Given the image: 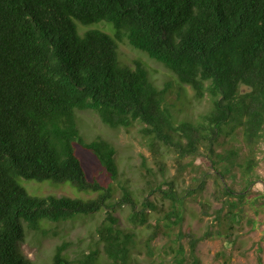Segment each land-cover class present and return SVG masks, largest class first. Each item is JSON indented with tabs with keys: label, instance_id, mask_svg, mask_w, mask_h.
Wrapping results in <instances>:
<instances>
[{
	"label": "trees",
	"instance_id": "1",
	"mask_svg": "<svg viewBox=\"0 0 264 264\" xmlns=\"http://www.w3.org/2000/svg\"><path fill=\"white\" fill-rule=\"evenodd\" d=\"M101 20L112 23L113 35L101 28L78 32V22ZM124 39L163 63L170 77L158 84L140 57L122 63L118 43ZM183 84L197 101L208 100L196 117L185 103L169 100L173 85V94L186 95ZM85 109L111 128L139 122L156 155L160 145L176 153L175 176L158 185L170 200L162 225L148 221L146 206L160 210L148 197L136 209L129 183H119L115 198L112 182L88 176L78 148L90 151L111 179L118 166L111 142L80 133L77 111ZM262 140L264 0H0V264H131L142 244L152 255V241L182 224L184 196L205 187L204 169L189 186L177 187L187 155H203L214 169L221 204L202 233L189 227L169 238L170 264H199L197 244L212 237L222 242L215 257L228 261L238 231L245 223L253 229L255 216L264 214V191L251 192L258 151L264 157ZM238 174L237 190L227 179ZM21 177L68 182L96 195H30ZM148 187L154 192L153 184ZM124 203L133 223L154 226L144 239L119 225L114 211ZM200 206L209 214V200ZM102 209L98 238L88 251L71 256L70 242L63 240L43 263L19 250L27 230H44L42 219L62 222Z\"/></svg>",
	"mask_w": 264,
	"mask_h": 264
},
{
	"label": "rangeland",
	"instance_id": "2",
	"mask_svg": "<svg viewBox=\"0 0 264 264\" xmlns=\"http://www.w3.org/2000/svg\"><path fill=\"white\" fill-rule=\"evenodd\" d=\"M89 28H101L113 35L115 28L111 22L101 20L91 24L77 23V29L82 34ZM118 55L122 63L132 64L133 59L140 57L143 64L147 67L148 75L158 84H163L167 80L171 72L163 63L151 58L144 51L130 45L126 39L118 43ZM175 76V74H174ZM177 84L181 82L174 77ZM186 95L173 94L174 85L172 87L169 100L174 102L176 106L185 103L187 109L193 116H198L200 112L208 107V100L202 99L197 101L193 93L186 84ZM182 108V107H181ZM78 128L80 133L88 140L101 137L113 144L115 147V159L118 166L116 179H111V176L97 162L93 154L85 149L78 148V155L89 177L97 176L103 184L112 182L118 190L115 198L120 197V184L129 183L135 196L137 197V208L143 206L145 197H148L150 202L154 203L158 209L146 206L148 213V221L154 224L159 219L158 223L163 224L164 210L169 208V199L161 197V189L158 185L164 179H172L177 172L176 153L162 145L158 146L160 155H156L149 145L147 139L143 136L139 122L131 127L111 128L101 122L97 114L89 109L77 111ZM264 148V140L260 142V149ZM258 165L253 170V178L256 181L251 185V192L264 191V157L261 151H258ZM184 165L182 176L176 179L175 183L179 189H183L191 184L193 178L198 176L200 171L204 169L205 187L200 193L186 194L184 197V220L180 227L175 226L171 232V236L159 234L153 241V254L148 255L146 248L142 244V251L135 252L133 255L136 262L131 264H170L171 255L168 245L172 243L178 230L182 232L187 228H191L197 233H202L209 226L213 218V210L221 204V200L216 196L215 171L210 168L207 162L203 161V155L185 156L182 159ZM164 163V166L162 165ZM201 165V166H198ZM163 168V170H162ZM200 168V169H199ZM228 183L234 184L237 190L242 186L241 177L238 174L234 179H227ZM20 183L26 188L30 195L46 196L54 194L57 196H71L87 198L95 196L96 192L90 190H79L68 182L52 183L50 180L38 181L32 178H19ZM148 183L153 184L154 192L150 193ZM156 186V187H155ZM218 194V193H217ZM209 200L211 207L209 214H203L200 206V200ZM131 208L128 203H124L121 207H117L114 211L118 217V223L122 227H127L133 230L137 239L140 240L147 237L149 232L154 227L146 224L133 223L129 218ZM105 216V209H102L94 214L78 217L72 220L62 222H49L42 219V227L44 230H27L25 238L19 243V250L27 257L45 263L53 253L55 246L63 240L70 242L66 249L71 256L78 255L83 251H88V247L92 245L96 239L97 226L102 222ZM201 218V219H200ZM257 223L252 229L247 223L238 231L236 246L232 251V256L228 261L222 257H215L218 250L222 248V242L218 237L205 238L198 242L196 254L199 258V264H264V214L260 213L255 216ZM182 242L187 246L185 238ZM102 264H106L103 262Z\"/></svg>",
	"mask_w": 264,
	"mask_h": 264
}]
</instances>
